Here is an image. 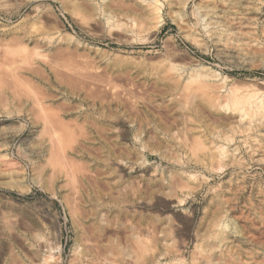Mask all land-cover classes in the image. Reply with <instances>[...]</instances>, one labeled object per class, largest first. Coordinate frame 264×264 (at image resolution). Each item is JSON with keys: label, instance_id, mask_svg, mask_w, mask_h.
Segmentation results:
<instances>
[{"label": "rangeland", "instance_id": "obj_1", "mask_svg": "<svg viewBox=\"0 0 264 264\" xmlns=\"http://www.w3.org/2000/svg\"><path fill=\"white\" fill-rule=\"evenodd\" d=\"M254 100L264 0H0V264H264Z\"/></svg>", "mask_w": 264, "mask_h": 264}, {"label": "bare ground", "instance_id": "obj_2", "mask_svg": "<svg viewBox=\"0 0 264 264\" xmlns=\"http://www.w3.org/2000/svg\"><path fill=\"white\" fill-rule=\"evenodd\" d=\"M154 2V1H153ZM155 3V2H154ZM148 4V3H147ZM149 5H150V3H149ZM156 5H157V3H156ZM153 7L150 9L151 10V12L150 13H152V14H154L155 15V17H156V19L158 18V19H161L160 18V15H159V9H158V7H155L154 5H152ZM149 11V10H148ZM154 17V16H153ZM155 19V18H154ZM162 20V19H161ZM160 22H158L157 24H159ZM156 24V25H157ZM192 97V96H191ZM195 97V96H194ZM196 98V97H195ZM195 100V99H194ZM192 102V101H191ZM251 102H253V101H251ZM253 104H254V106L255 107H253ZM259 109H264V102L262 101V100H258V101H256L255 102V100H254V102L253 103H250L249 105H248V107H246V108H244V109H239V113H240V116L241 117H244V116H248L249 118H251V117H256V116H259V115H262V112H257L256 110H259ZM217 149L220 151V155H222V154H226V153H224V151H225V147H223V146H221V145H219V146H217ZM219 155V156H220ZM209 156V155H208ZM211 158V157H210ZM221 167H222V165H221ZM154 195V194H153ZM157 198H159V197H157ZM210 228H211V226H210ZM206 257H207V255H206ZM209 257V256H208ZM217 258V257H216ZM215 258V259H216ZM228 258H229V256H228ZM214 259V260H215ZM224 262H225V260H223ZM228 261V260H227ZM198 263V262H197ZM194 264V263H193ZM210 264H212V262L210 263Z\"/></svg>", "mask_w": 264, "mask_h": 264}]
</instances>
